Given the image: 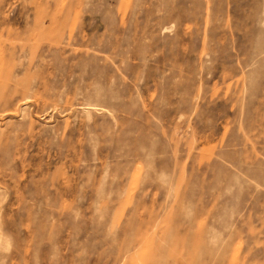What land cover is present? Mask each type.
I'll use <instances>...</instances> for the list:
<instances>
[{"label": "rangeland", "instance_id": "rangeland-1", "mask_svg": "<svg viewBox=\"0 0 264 264\" xmlns=\"http://www.w3.org/2000/svg\"><path fill=\"white\" fill-rule=\"evenodd\" d=\"M0 264H264V0H0Z\"/></svg>", "mask_w": 264, "mask_h": 264}]
</instances>
